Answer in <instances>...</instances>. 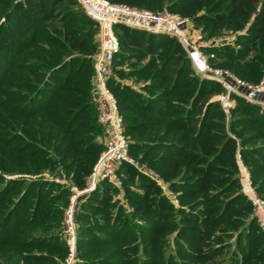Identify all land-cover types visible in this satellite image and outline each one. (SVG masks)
I'll return each mask as SVG.
<instances>
[{
  "label": "trees",
  "instance_id": "16d2710c",
  "mask_svg": "<svg viewBox=\"0 0 264 264\" xmlns=\"http://www.w3.org/2000/svg\"><path fill=\"white\" fill-rule=\"evenodd\" d=\"M128 1L176 11L209 37L234 32L241 46L204 48L215 53L211 64L264 78V0ZM98 32L78 0H0V264H65L64 210L104 148L91 100ZM116 33L109 87L130 154L156 170L178 205L122 162L123 198L137 221L119 187L98 182L76 202L75 263L264 264L239 176L241 160L264 197V107L232 94L226 112L215 99L225 88L194 71L176 38L121 24Z\"/></svg>",
  "mask_w": 264,
  "mask_h": 264
},
{
  "label": "built area",
  "instance_id": "2783aa9c",
  "mask_svg": "<svg viewBox=\"0 0 264 264\" xmlns=\"http://www.w3.org/2000/svg\"><path fill=\"white\" fill-rule=\"evenodd\" d=\"M78 2L99 24V48L94 54V85L91 100L105 138V147L89 176V185L83 192L92 190L103 179L121 187L123 179L118 173L119 165L128 162L136 166V160L130 154L129 139L125 134L124 119L117 98L109 87V81L113 76V61L120 49V41L116 33L118 24L176 38L188 53L194 71L203 78L217 81L225 88V92L215 95V99L222 103L226 112H229L235 104L231 98L232 94L264 107V79L258 83H251L229 70L212 65L210 58L214 57V54L205 53L204 46H207V43H197L193 39L189 31L188 17L170 10L154 11L130 4L114 3L110 0H78ZM210 42L211 45L215 43V41ZM239 167L243 193L252 202L258 214V222L264 229V200L255 192L249 173L241 160ZM75 201L76 197L71 200L65 215L66 240L69 246L66 264H73L76 253Z\"/></svg>",
  "mask_w": 264,
  "mask_h": 264
},
{
  "label": "rangeland",
  "instance_id": "374dc122",
  "mask_svg": "<svg viewBox=\"0 0 264 264\" xmlns=\"http://www.w3.org/2000/svg\"><path fill=\"white\" fill-rule=\"evenodd\" d=\"M112 2H114V3H125V4H130L132 6H138V5H135L131 1H128V0H112ZM138 7H141V6H138ZM164 10H168V9L167 8H164ZM164 10H161V11H164ZM175 13H177V12L175 11ZM121 31L122 30H120V32ZM189 31H190L191 36L193 37V39L197 43H201V44L207 43V46H204V48H206V47L208 48V47H211V46H220L224 42L225 43H231V44H233L235 46H241V45H238V43H236V41H235L236 40L235 39V33L232 32V31H224L223 33H220L219 35L210 36L209 37V36H207V34H203V32H202V30H201V28L199 26L198 27H195L191 22L189 24ZM98 38H99V36L97 35L96 40L99 42V39ZM210 41H215V43H213V45H211V42ZM120 48H121V45H120ZM205 53L208 54V55L215 54V53H213V52H211L209 50L208 51H205ZM252 54H255V50L253 51ZM224 62H226V61H224ZM224 62L223 61H218L217 62L215 60V62H213V64H214V66H216L218 68L226 69V70H229L230 72L233 73V71ZM127 63L128 62L126 61V62H124L122 64H123V66L126 67V64ZM114 74H116V73L113 70V76H114ZM238 77H239V75H238ZM239 78H241V77H239ZM262 79H264V78H262ZM243 80L248 81V82H251V83H258L256 81L252 80L251 78H244ZM122 81L123 82H126L128 84H131V85H133L135 87H138V86H140V84H142L143 79H141L140 81L137 82L136 79H134V78H129V79L126 78V79H123ZM100 140H102V143H103V145L105 147V138H104V135H103V131H102V134L100 135ZM132 156L134 157V155H132ZM134 158L136 160V168L138 169V171L142 172L143 174L147 175L150 178L156 179L157 182H159V184L163 187L164 194L170 199L171 202H173L177 206L178 205L177 198L169 190L168 185L166 183H164L163 180L158 176V173L156 172V170H154L153 168L149 167L146 163L141 162L139 159H137V157H134ZM243 166L248 171L249 177H250V172H249L248 168L245 165H243ZM5 175H6V177H9V178H12V177L15 178V177L19 176L17 174H11V175L10 174H5ZM45 176L47 178H49V179H55L57 181H60L61 183H64L66 181V180H58V179L54 178L52 175H50L48 173H46ZM239 176H240V190H241V192H243V190H242V180H241L240 167H239ZM124 177H126V174L125 173H123V178ZM125 181L126 180L124 178L123 185L121 187H119V192L117 193V196H119L121 198V202L124 204V206L128 210V213H129L130 217L133 218V219H135L137 221V219H136V216L137 215L136 214H133L132 208L129 206L128 202L123 198V196H124V187L126 185V183H124ZM250 181H251V177H250ZM127 184H129V186H132L133 188L140 189L139 186H137L133 182L127 183ZM251 184L254 187L255 192L259 195V197L264 200V197L258 192V190L256 189V187L253 185L252 181H251ZM73 189H74V192H73V194L70 197V202L68 203L67 207L64 210V217L66 215V211L69 209L71 200L74 197H76V201L75 202H77L78 197L84 194V193H82L83 190H78L77 188H73ZM250 213H251L252 216H254L257 219V222H258V214H257L254 206H252L250 208ZM258 224H259V222H258ZM259 226H260V224H259ZM256 232H258L256 234H258L260 236V238L258 240V244L263 245L264 244V229L260 226V228L259 227L257 228ZM232 246L234 247V245H232ZM68 255H69V253H68ZM68 255L65 257V260H64L65 264L67 263V257H68ZM75 262H76V260L74 258L73 264H76Z\"/></svg>",
  "mask_w": 264,
  "mask_h": 264
},
{
  "label": "water",
  "instance_id": "95a60500",
  "mask_svg": "<svg viewBox=\"0 0 264 264\" xmlns=\"http://www.w3.org/2000/svg\"><path fill=\"white\" fill-rule=\"evenodd\" d=\"M82 193H85V192H82ZM77 208V207H76Z\"/></svg>",
  "mask_w": 264,
  "mask_h": 264
}]
</instances>
